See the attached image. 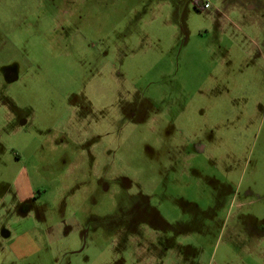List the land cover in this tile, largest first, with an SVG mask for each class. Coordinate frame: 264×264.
Returning a JSON list of instances; mask_svg holds the SVG:
<instances>
[{
    "label": "rangeland",
    "instance_id": "rangeland-1",
    "mask_svg": "<svg viewBox=\"0 0 264 264\" xmlns=\"http://www.w3.org/2000/svg\"><path fill=\"white\" fill-rule=\"evenodd\" d=\"M204 1L0 0V161L41 195L36 264H216L264 226V0L255 42L225 0V51Z\"/></svg>",
    "mask_w": 264,
    "mask_h": 264
},
{
    "label": "crops",
    "instance_id": "crops-1",
    "mask_svg": "<svg viewBox=\"0 0 264 264\" xmlns=\"http://www.w3.org/2000/svg\"><path fill=\"white\" fill-rule=\"evenodd\" d=\"M209 1V0H207ZM258 0H243L236 2L233 12H238L246 24L245 31L242 32L243 39L249 42H255L254 34L260 30L259 17L253 16L255 12L252 2ZM257 1V2H256ZM225 0H219L217 8L209 12V28L206 27L203 33H199V37L213 38L210 44V50H227L223 46V39L228 34L223 30V19L226 17L222 8ZM211 5L209 4L210 8ZM222 21V22H221ZM226 35V36H225ZM215 39V43H214ZM241 60L247 51H252L255 55L251 63L255 65L257 55H259L258 46L256 48L243 46V41H240ZM253 49V50H252ZM15 160L0 161V264H22L30 262L36 264L34 255L37 251L41 252L47 244H51L52 239H48L44 234V208L40 207V221L35 218L36 210L33 204H36L41 195H37L33 182L29 173L19 168H15ZM33 203V204H32ZM48 215V214H47ZM36 230H42L45 238L40 240L36 237ZM237 231H240L237 230ZM259 233L248 230L249 239L237 238L227 241L222 247L221 256L217 258L216 264H264V238L259 234L264 235V226H259ZM242 234V232H241ZM216 255V254H215ZM145 257H142V259ZM215 256L209 260L208 264H213ZM173 262V257L169 258ZM39 262L45 264L46 258L42 257ZM196 258L190 257L189 264H199ZM145 263H149L146 258ZM174 264V262L172 263ZM200 264H203L201 262Z\"/></svg>",
    "mask_w": 264,
    "mask_h": 264
},
{
    "label": "built area",
    "instance_id": "built-area-1",
    "mask_svg": "<svg viewBox=\"0 0 264 264\" xmlns=\"http://www.w3.org/2000/svg\"><path fill=\"white\" fill-rule=\"evenodd\" d=\"M196 8H201V9H205L209 7V1L205 0L203 3H201V5L197 6L195 5Z\"/></svg>",
    "mask_w": 264,
    "mask_h": 264
}]
</instances>
